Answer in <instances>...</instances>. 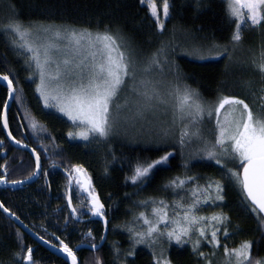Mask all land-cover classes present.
I'll list each match as a JSON object with an SVG mask.
<instances>
[{
  "label": "snow or ice",
  "instance_id": "obj_1",
  "mask_svg": "<svg viewBox=\"0 0 264 264\" xmlns=\"http://www.w3.org/2000/svg\"><path fill=\"white\" fill-rule=\"evenodd\" d=\"M140 3L147 5L156 29L163 34L166 27L164 21L171 15L170 0H163L162 3L164 20L156 0H140ZM195 3L197 9L203 6L202 0H195ZM227 12L235 24L229 42L231 47L212 42L206 48L209 55H203L200 53L205 46L201 45L194 50L197 59L227 57L234 62L235 53L244 41L242 32L245 28H260L264 37V0H227ZM0 30L11 35V44L23 59V67L28 72L27 80L36 85L35 91L44 107L54 108L77 129L67 133L70 139L79 138L89 143L107 142L117 133L122 119L151 124L159 120V115H167L171 110L170 122H161L166 126L161 127L157 145L159 151L165 147L171 150L164 151L158 159L150 162H138L126 180L137 188H143L152 178L154 170L170 166L177 150L182 160L181 167L186 171L172 177L163 186L165 192L170 190L171 201L163 197L133 201V208L129 209L132 218L123 225L128 233L130 248L122 252L114 242L113 264H134L139 246L150 250L151 264H174L173 248L179 251L188 245L198 264H214L221 250L223 264H264V257L254 255V241H242L231 248L228 246L227 241L236 235L238 228L229 230L232 221L223 211L227 206V188L236 187L241 194L240 207L246 213L254 214L264 228V39L258 50L251 51L250 58L241 61L260 79L258 88H253L248 82V95L253 98V103L236 95L223 94L215 102L208 103L197 89L184 82L178 65L170 59L180 47L172 41L162 42L141 62L138 50L126 37L111 29L93 32L62 24H25L13 15L6 22H0ZM166 72L173 75L174 80H168ZM153 73H157L158 77ZM0 81L6 83L8 91V99L4 101L3 112L0 113L2 126L7 130L8 101L22 104L23 89L11 69L0 73ZM129 82L133 98L125 97L123 103H118ZM213 117L212 139H208L200 126L205 118L211 121ZM25 119L30 120L29 126L34 133L47 131L27 112ZM7 134L16 144L22 143L11 131ZM194 144L196 147H193ZM32 151L36 153L35 149ZM35 158V170L25 179L42 173L45 186L50 188L49 172L41 169L38 153ZM204 160L214 162L221 172V179L187 174L193 161ZM229 164L234 167H229ZM6 165L7 161L3 166L4 174H0V183L23 184L24 180L7 179ZM53 167L59 165L54 163ZM63 171L66 176L64 198L70 211L63 225L58 224V230L59 227L66 230L73 222L83 223L85 215L90 219L98 218L103 221L105 232L99 237L101 243L95 242L91 229L82 233L83 239L77 250L56 236L55 232L49 233L47 228L43 229L44 232L58 243L53 244L52 240H46L38 232L34 235L64 254L70 264H79L77 251L83 248L93 253L95 264H104L99 251L102 242L107 240L110 209L105 207L92 176L82 164H69ZM104 171L107 174L108 168L105 167ZM202 179L204 183H200ZM74 194L82 197L79 207L73 204ZM134 194L125 193V198L130 199ZM205 208H220L221 211L201 215ZM0 209L15 222L28 227L3 201H0ZM16 239L20 251L13 253L15 264H39L34 258L33 247L24 243L19 229ZM204 247H210L211 251H203Z\"/></svg>",
  "mask_w": 264,
  "mask_h": 264
},
{
  "label": "trees",
  "instance_id": "obj_2",
  "mask_svg": "<svg viewBox=\"0 0 264 264\" xmlns=\"http://www.w3.org/2000/svg\"><path fill=\"white\" fill-rule=\"evenodd\" d=\"M158 9L163 0H156ZM171 15L165 22V30L161 34L155 27V20L151 16L147 5L140 0H0V22H6L11 16L27 24H62L76 28H85L93 32H103L111 29L127 38L132 47L140 54V60L149 56L161 46L162 42L172 41L180 45L176 48L175 55L170 59L178 65V71L184 82L195 88L204 101L213 103L220 95H236L245 98L252 104L253 98L248 95V82L253 88H258L260 79L250 67H245L241 61H246L251 56V51L258 50L262 37L260 28H245L242 32L243 44L237 49L234 62L227 57L199 60L196 58L195 49L205 46L200 54L209 55L206 48L212 42L220 45L229 44L235 30V24L227 12L226 0H202V7L197 9L195 0H170ZM164 20V19H162ZM11 35L0 30V73H7L9 69L19 79V86L23 89V101L12 102L8 111L9 131L16 139L34 148L40 155L42 170L49 172L48 181L50 188L45 186L42 173L29 184L14 188L0 189V201L6 207L16 212L25 225L34 232L44 235L46 240L58 243L54 238L44 232H55L56 236L68 242L70 247L77 250V245L83 239L82 233L92 230L97 243L103 233L101 224L96 222L76 223L77 227L61 229L56 225H63L66 217L67 201L64 198L66 191V176L64 167L69 164H82L92 176L94 185L106 208H109L110 221L107 240L100 248L99 255L104 264H113V243L126 252L130 248L128 233L123 227L126 221L131 220L133 201L148 197H163L171 201L170 190L165 192L163 186L169 179L185 173L181 167L182 160L177 150L170 166L154 170L152 178L143 188L133 186L126 177L138 162L158 159L164 151L171 150L165 147L163 151L157 150L161 122H170L171 110L167 115H159L158 121L149 124L143 121L135 123L121 120L117 133L107 142H85L70 139L69 131H74L70 123L59 114L43 108L34 91V83L27 80L28 72L23 67V59L17 55L16 49L11 44ZM157 76V73H153ZM168 80L174 76L165 73ZM8 91L0 85V113ZM123 97V93H121ZM42 125L47 131L34 133L30 120L25 119V113ZM215 118L211 121L205 118L200 126L203 135L212 139V129ZM55 138L54 140L52 138ZM0 174H4L7 161V179L22 180L34 171V160L23 150L13 148L6 140L0 121ZM193 147H196L194 144ZM47 149V151H45ZM5 151L3 157L1 152ZM113 156L115 159H113ZM50 162V163H49ZM59 167H53V164ZM105 167L108 173L105 174ZM229 167L234 165L229 164ZM188 175H198L203 178L221 179V172L212 161H193ZM200 183H204L202 179ZM125 193L133 194L130 199L125 198ZM241 194L236 187L229 186L226 190L223 211L232 221L230 231L237 229L236 235L227 241L228 246L236 247L242 241H254V255L264 257V228H262L254 214L246 213L240 207ZM74 204V200H73ZM61 209V211H57ZM143 209H133L140 211ZM213 211L219 212L220 208H205L200 214L210 215ZM120 225L121 227H116ZM17 229L23 234L24 243L34 249V258L39 264H66L61 258L49 252L21 230L8 216L0 211V262L2 264H15L13 253L19 252L20 247L16 239ZM95 241V242H96ZM210 252V247L202 249ZM222 253V250H221ZM218 253L214 264L222 262V254ZM93 253L87 248L77 251L78 259L82 264H95L91 261ZM174 264H198L197 258L191 253V246L177 251L172 250ZM134 264H151L150 250L139 246Z\"/></svg>",
  "mask_w": 264,
  "mask_h": 264
},
{
  "label": "water",
  "instance_id": "obj_3",
  "mask_svg": "<svg viewBox=\"0 0 264 264\" xmlns=\"http://www.w3.org/2000/svg\"><path fill=\"white\" fill-rule=\"evenodd\" d=\"M0 85H2L3 87H5V88L7 89V87H6V83H5V82L0 81ZM7 99H8V97H7ZM8 102H9V108H10V106H11L13 100H9ZM9 108H8V111H9ZM8 111H7V115H8ZM2 112H3V109H2ZM2 112H1V113H2ZM1 125H2V121H1ZM2 130H3V133H4V136H5L6 140L8 141V143H9L12 147H15V148H18V149H20V150L26 151V152H28V153L32 156V158H33V160H34V167H35V166H36V158H35V157H36V153H37V152H36V153H33L32 150H33L34 148L30 147L29 145H27V144H25V143L16 144V143L11 139V137H9L8 134H7L8 131H9V129L5 130V129L3 128V126H2ZM0 145H1V144H0ZM25 145H27V146H25ZM1 155L4 157V156L6 155V152H5V151H2V152H1ZM40 164H41V159H40ZM34 170H35V169H34ZM39 174H40V173H38L37 175L32 176L31 179H22V180H24V183H23V184L12 185V184H3V183H0V189H2V188H14V187H17V186H22V185H26V184L32 183V182H34V181L38 178ZM0 211H1L3 214H5L6 216H8L6 213L3 212L2 209H0ZM10 219H11V218H10ZM94 219L100 220V219H98V218H94ZM11 220L14 221L13 219H11ZM100 221L102 222V226H103V233H102V235H103V234H105V232H104V224H103V221H102V220H100ZM14 222H15V221H14ZM15 224H16L17 226H19L23 232H25L27 235H29V236H30L34 241H36L38 244H40L41 246H43L45 249H47V250H48L49 252H51L52 254H54V255H56V256H58V257L63 258L68 264H70V261H68V260L65 259L64 254H62V253H60L59 251H57L56 249L52 248L49 244H45V243L39 241V240L37 239L36 235H34V232H33L29 227L25 228V227H24L23 225H21L19 222H15ZM106 235H107V233H106ZM98 243H101V241H99ZM103 243H104V242H102V244H103Z\"/></svg>",
  "mask_w": 264,
  "mask_h": 264
},
{
  "label": "rangeland",
  "instance_id": "obj_4",
  "mask_svg": "<svg viewBox=\"0 0 264 264\" xmlns=\"http://www.w3.org/2000/svg\"><path fill=\"white\" fill-rule=\"evenodd\" d=\"M226 1H227V0H226ZM159 10H160L161 19H164V17H163V13H162V4L160 5ZM138 76H139V73H138ZM35 87H36V85L34 84V91H35ZM35 93H36V95H37L38 98H39V94H38L36 91H35ZM122 93H123V97L120 98V100L118 101V103H123V100H124L125 97H128V98H130V99L133 98V97H132V93H131V82H129V85L126 86L125 90H124ZM39 100H40L41 105L43 106L44 109L49 110V111H53V112L59 114V115L62 116L64 119H66V120L70 123V125L73 127L72 123L67 119V117H65V116H63V114L57 112L54 108H45V107H44V103H43V101H42L40 98H39ZM125 114H126V113H125ZM73 130H74V131H77V129H75V128H73ZM75 140H77V141H83V140H81V139H79V138H77V139H75ZM220 264H223V256H222V262H221Z\"/></svg>",
  "mask_w": 264,
  "mask_h": 264
},
{
  "label": "flooded vegetation",
  "instance_id": "obj_5",
  "mask_svg": "<svg viewBox=\"0 0 264 264\" xmlns=\"http://www.w3.org/2000/svg\"><path fill=\"white\" fill-rule=\"evenodd\" d=\"M13 148H15V147H13ZM16 149H18V148H16ZM18 150H20V149H18ZM26 152V151H25ZM27 154H29L28 152H27ZM30 155V154H29ZM31 156V155H30ZM32 157V156H31ZM50 163V162H49ZM41 169H42V161H41ZM82 199V197H78V196H76L75 194L73 195V200H74V205L75 206H77V207H79L80 206V200ZM69 209L66 207V216H68V214H69ZM90 217L88 216V215H85L82 219H83V223H87V222H96V221H98L100 224H101V226H102V222L100 221V220H97V219H89ZM77 222H73V223H71L69 226H68V228H74L75 226L77 227V224H76ZM56 227H58V225H56ZM61 229H64L63 227L61 228ZM102 229H103V226H102ZM96 243H97V241H96ZM89 250V249H88ZM58 257V256H57ZM59 258H61V257H59ZM66 264H68L63 258H61ZM78 261H79V264H82L83 263V261L81 260H79L78 259ZM91 261H95V256L94 255H91Z\"/></svg>",
  "mask_w": 264,
  "mask_h": 264
},
{
  "label": "bare ground",
  "instance_id": "obj_6",
  "mask_svg": "<svg viewBox=\"0 0 264 264\" xmlns=\"http://www.w3.org/2000/svg\"><path fill=\"white\" fill-rule=\"evenodd\" d=\"M90 219V218H89Z\"/></svg>",
  "mask_w": 264,
  "mask_h": 264
}]
</instances>
